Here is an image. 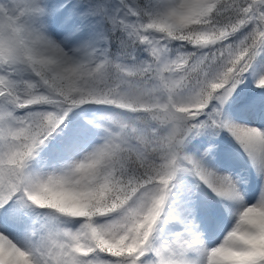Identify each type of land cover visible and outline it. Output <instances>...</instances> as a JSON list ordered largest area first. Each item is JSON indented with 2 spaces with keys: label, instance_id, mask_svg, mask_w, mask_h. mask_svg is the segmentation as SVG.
<instances>
[{
  "label": "snow or ice",
  "instance_id": "1",
  "mask_svg": "<svg viewBox=\"0 0 264 264\" xmlns=\"http://www.w3.org/2000/svg\"><path fill=\"white\" fill-rule=\"evenodd\" d=\"M73 8L85 11L72 35L105 12L92 0ZM57 12L0 0V264H264V196L228 230L237 184L206 166L211 147L190 148L226 131L264 177V131L225 112L231 101L264 114V65L260 91H237L264 58V0H119L123 18L105 15L117 53L69 48ZM85 106L116 111L73 122ZM89 127L98 142L85 143ZM205 188L215 200L197 203ZM198 212L219 232L210 249ZM167 224L181 230L157 245Z\"/></svg>",
  "mask_w": 264,
  "mask_h": 264
},
{
  "label": "rangeland",
  "instance_id": "2",
  "mask_svg": "<svg viewBox=\"0 0 264 264\" xmlns=\"http://www.w3.org/2000/svg\"><path fill=\"white\" fill-rule=\"evenodd\" d=\"M70 3V6L73 8V5H79L83 2V0H67ZM56 2H61V0H47V3L49 4H55ZM141 4L145 2V0H140ZM93 4H100L104 6L105 12L101 13L99 15L89 16L87 19L88 24H86V27L89 28V33L91 34L90 40L92 44H94L96 47H98L101 51H103L105 48L110 53H117L119 44H118V38L121 36V33L119 31L113 33L111 31L112 24L105 19V15L108 16H119L120 18H123L122 12H117V9L119 8V0H92ZM127 3L129 6L132 5L133 0H127ZM72 4V5H71ZM73 13L75 14H82L84 13L85 9L83 8H76L72 9ZM59 9L57 12V15H59ZM134 17H129L127 22L131 23L134 22ZM69 31V30H68ZM68 31L65 32V35H68ZM70 33V32H69ZM77 46V45H76ZM75 42L73 43L72 47L75 48ZM178 47V45H173V48ZM139 58L144 59L145 55L143 53L142 49L138 50ZM262 65H264V58H259L256 64H254L253 68L250 69L249 73L246 74L245 83L240 86V88L237 89V91H241V89L244 90V92H250V91H260L258 89H254V81L256 77L258 78L259 73L262 70ZM256 71L258 72V75H256L253 79L251 78L250 81L248 80V75L250 72ZM231 104V101H229V105ZM229 105H225V112L228 116L231 112H235L234 109L229 107ZM258 110L261 111V109L258 107ZM116 110L111 108H106L104 106H85L82 109H77L71 114V120L75 123H79L81 125L86 124L87 121H97L99 122L103 117L114 114ZM238 113V112H237ZM264 126H262L263 128ZM102 135V133L99 132L98 129L89 127V134L87 137V141L85 143H95L98 142V138ZM90 142H89V141ZM199 147L200 152H203L205 148L211 147L212 152L209 153L210 159L215 158L216 162H219L223 173L230 176L231 173L234 175L241 174V177L236 182L237 188L241 193H244V190L248 191L250 189L251 191V197L249 198L252 202L254 200L259 203L260 200L258 198L259 188L258 185H260V181L263 179V177L260 174H254L253 172L251 174H246L243 172L241 173V167L239 166V163L243 158H245V154L242 151V149L237 146L233 140V138L228 134V132H222L219 136H213L209 137L208 135H202L200 137H197L195 140L192 141V144L190 145V148H196ZM243 152V153H242ZM195 154V153H194ZM43 155V154H42ZM218 158V159H217ZM241 158V159H240ZM207 161L206 166L208 167L209 161ZM221 160V161H220ZM223 161V162H222ZM248 158H245L246 167L250 168L248 165L250 163ZM226 163V164H225ZM236 164V165H234ZM226 167H225V166ZM237 166V167H236ZM233 168V169H232ZM239 169V170H238ZM228 170V171H227ZM251 170V168H250ZM236 172V173H235ZM258 178V179H257ZM247 179V180H246ZM247 181L246 185L243 186L244 181ZM251 180V181H250ZM240 181V182H239ZM253 185H252V183ZM249 184H251L249 186ZM242 185V186H241ZM248 185V186H247ZM241 186V187H240ZM246 186V187H245ZM252 186V187H251ZM257 186V187H256ZM250 187V188H249ZM256 187V190H255ZM254 188V189H251ZM259 189V190H258ZM254 198V199H253ZM197 202V201H196ZM175 233V232H173ZM157 238V233H155ZM219 235V234H218ZM215 235L216 237L218 236ZM157 244V239H156Z\"/></svg>",
  "mask_w": 264,
  "mask_h": 264
},
{
  "label": "bare ground",
  "instance_id": "3",
  "mask_svg": "<svg viewBox=\"0 0 264 264\" xmlns=\"http://www.w3.org/2000/svg\"><path fill=\"white\" fill-rule=\"evenodd\" d=\"M70 3L67 0H61V2H56L55 3V5H57V7L59 9V12H60L59 14H63V19L67 21V23L64 24L63 34L57 36L56 38L58 40L62 41L64 39V37L66 36V35H64L65 32L69 30L68 31V35H67V36L70 37V39L68 40V47L69 48H73L72 45H73L74 42H75V46L77 45L76 47H80V46H82L85 43H92L91 40H90L91 34L89 33V28L90 27L89 28L86 27V24L89 23V22H87V20L84 22L85 23V27L83 28V30L81 32H77L75 35H72V33L75 32L76 27L80 26L81 17L83 16V13L82 14H76V13L74 14L73 11H72L73 8L70 6ZM61 5H63V7H61ZM49 32H51V26L50 25H49ZM256 75H258V72H256V71L250 72V74L248 75V80L250 81V79L251 78L253 79ZM252 111H253V114L251 116H249L247 113H244V112H238L237 113L235 111L232 114H231V112H229L230 114L227 117L232 123H235L237 125H248V126H251V127H254V128L259 129V130L264 131V127L262 128V126H264V114H262V112L258 110V107L253 109ZM234 142H235V144L237 146H239L235 140H234ZM245 158L249 159L250 163L248 165H250L249 167L251 168V170H250V168L246 167V162H244ZM245 158H243L241 160V162L239 163V166L241 167V171H242L241 173L243 174V172H244L246 174V176H248V174H251L252 172H253V176H255L254 174L258 175L259 172H258L257 167L254 166V163L250 160V158L246 154H245ZM249 161H247V162H249ZM209 162H210L208 164L209 168H211L214 171H217L221 175H227V174L223 173L222 170H220V168H221L220 166H222V165H220L219 162H216L215 158L210 159ZM234 165H236V164H234ZM239 173L236 174V175L231 173L230 177L235 182H237L238 179L241 177V174L239 175ZM254 178H256V176ZM246 180L244 181L243 186L246 185V183H247ZM259 184L260 185H258V188L260 190L258 189L259 190L258 198H259V200H261V197L264 196V177L260 181ZM250 185L251 184H249V186ZM252 185H253V183H252ZM198 187L202 188V186H198ZM256 187H255V190H256ZM251 189H254V188H251ZM238 191H239V189H238ZM205 193H206V196L204 195ZM240 195L242 197L241 200L227 202L228 205H230V207L228 208V210L225 211V215L228 217V220L231 222L229 227H228V230H230L231 226H234L235 219L238 217L239 212H241L245 207H249V206H252V205L258 203L257 200L256 201L254 200V202H252L249 199L251 197L250 196L251 195L250 189L248 191L244 190V193L240 192ZM195 200L197 201V203H205L206 204V203H208L210 201H214L215 197H212V194L210 192H208V190L205 188V189H203V192L197 190L196 195H195ZM203 219L204 218H203L202 214H200L198 212L196 217L194 218L193 222L198 225V227L200 229V232H201V235H202V238H203V241H204V244H205V246L207 248L210 249L211 247L215 246V243H212L211 241H216L217 237L215 235L216 234L218 235L219 232L217 231V232H214V233H212L210 235L204 228ZM180 230L181 229L179 228V226L175 225V224H167V225L161 226V228L157 231V234H158L157 235V245H159V243H161L163 241H167V240L172 239L175 236V234L177 232H179ZM173 232H175V233H173ZM224 234L226 235V232ZM220 239L222 240V237H220ZM25 242L26 241H24L23 239L20 240L21 244H24ZM191 258L196 259L197 257L195 255H192Z\"/></svg>",
  "mask_w": 264,
  "mask_h": 264
}]
</instances>
